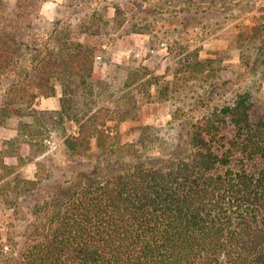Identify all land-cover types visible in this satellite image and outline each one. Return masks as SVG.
Listing matches in <instances>:
<instances>
[{
    "label": "trees",
    "instance_id": "1",
    "mask_svg": "<svg viewBox=\"0 0 264 264\" xmlns=\"http://www.w3.org/2000/svg\"><path fill=\"white\" fill-rule=\"evenodd\" d=\"M38 1L17 0L9 16L0 0V85L10 79L0 127L9 112L55 96L57 80L60 108L52 112L79 120L77 133L64 139L67 151L83 154L94 138L103 154L139 158L137 148L107 142L102 128L127 112L102 106L87 117L77 101L92 77L94 52L69 35L57 48L41 49L23 31ZM261 108L243 93L200 117L191 125L188 154L166 167L136 159L103 176L83 175L58 201L34 205L20 243L0 239V264H264Z\"/></svg>",
    "mask_w": 264,
    "mask_h": 264
},
{
    "label": "rangeland",
    "instance_id": "2",
    "mask_svg": "<svg viewBox=\"0 0 264 264\" xmlns=\"http://www.w3.org/2000/svg\"><path fill=\"white\" fill-rule=\"evenodd\" d=\"M1 1V13L11 16L17 0ZM25 20L31 24L23 31L38 48H57L69 35L94 52L92 77L77 101L87 117L102 106L127 112L117 121L108 117L102 128L107 142L131 145L139 158L103 154L94 138L83 154L67 151L64 139L77 133L79 120L52 112L61 96L53 80L56 95L34 107L41 112L2 118V241L20 243L34 205L58 201L83 175L103 176L136 159L166 167L184 158L192 123L238 95L249 93L264 108V0H39ZM9 82L0 85V107Z\"/></svg>",
    "mask_w": 264,
    "mask_h": 264
},
{
    "label": "crops",
    "instance_id": "3",
    "mask_svg": "<svg viewBox=\"0 0 264 264\" xmlns=\"http://www.w3.org/2000/svg\"><path fill=\"white\" fill-rule=\"evenodd\" d=\"M52 106L57 107L58 105H57V103H52Z\"/></svg>",
    "mask_w": 264,
    "mask_h": 264
},
{
    "label": "built area",
    "instance_id": "4",
    "mask_svg": "<svg viewBox=\"0 0 264 264\" xmlns=\"http://www.w3.org/2000/svg\"><path fill=\"white\" fill-rule=\"evenodd\" d=\"M97 62H98V60H97Z\"/></svg>",
    "mask_w": 264,
    "mask_h": 264
}]
</instances>
